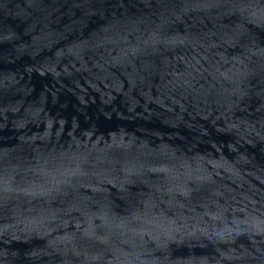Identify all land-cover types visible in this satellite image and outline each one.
Wrapping results in <instances>:
<instances>
[{"label":"water","instance_id":"water-1","mask_svg":"<svg viewBox=\"0 0 264 264\" xmlns=\"http://www.w3.org/2000/svg\"><path fill=\"white\" fill-rule=\"evenodd\" d=\"M0 264H264V0H0Z\"/></svg>","mask_w":264,"mask_h":264}]
</instances>
